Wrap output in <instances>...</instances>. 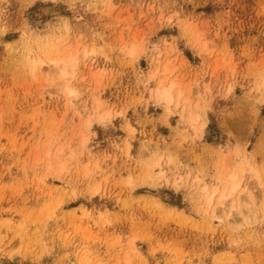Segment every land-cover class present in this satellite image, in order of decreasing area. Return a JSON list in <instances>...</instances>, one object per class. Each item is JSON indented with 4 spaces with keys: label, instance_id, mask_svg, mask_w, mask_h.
I'll return each mask as SVG.
<instances>
[{
    "label": "rangeland",
    "instance_id": "1",
    "mask_svg": "<svg viewBox=\"0 0 264 264\" xmlns=\"http://www.w3.org/2000/svg\"><path fill=\"white\" fill-rule=\"evenodd\" d=\"M71 262L264 264V0H0V264Z\"/></svg>",
    "mask_w": 264,
    "mask_h": 264
},
{
    "label": "bare ground",
    "instance_id": "2",
    "mask_svg": "<svg viewBox=\"0 0 264 264\" xmlns=\"http://www.w3.org/2000/svg\"><path fill=\"white\" fill-rule=\"evenodd\" d=\"M131 52H133V50L131 51ZM53 64H55V66H58L59 65V63H60V61H55V60H53V61H51ZM39 65H41L42 64V62H39L38 63ZM72 66V62L70 61V60H66V63L64 64V67L62 68V70H61V73H60V75H59V79L61 80V79H63V78H66L65 76H67V75H69L68 74V69L70 68ZM172 70V69H171ZM167 71V70H166ZM170 73V72H169ZM163 84H164V82H163ZM68 85H66L65 87H64V90L63 91H65L66 93H69V94H72V93H74V91L73 90H71L69 87H67ZM174 87V83H171L170 84V86H167V87H164L163 86V88L160 90V94L164 97V98H166L167 100H169V101H171V97H172V94H171V92H172V88ZM180 95H181V93L179 94V96L177 95V97L179 98L180 97ZM194 117V116H193ZM191 118V120L193 119H195L196 118V116L194 117V118ZM63 152H64V150H60L59 152H58V157H57V159H56V163H61L62 162V164H63ZM61 168V167H60ZM230 174V173H229ZM230 178V177H229ZM231 180H232V178H231ZM230 180V181H231ZM232 184V181H231V183H230V185ZM239 183H237L236 184V186H234V185H232V187L230 188V191H229V193L230 192H233L234 190H235V188H237L239 185H238ZM225 190V189H224ZM232 190V191H231ZM215 193H216V190H214L213 192H212V194H211V196H210V198H209V204H210V202H211V198L213 197V196H215ZM224 193V192H223ZM251 196V195H250ZM225 199V196L222 194L220 197H219V199L221 200V199ZM223 199V200H224ZM219 200V201H220ZM218 204H220V202L218 203ZM70 264H73L72 262L70 263Z\"/></svg>",
    "mask_w": 264,
    "mask_h": 264
}]
</instances>
